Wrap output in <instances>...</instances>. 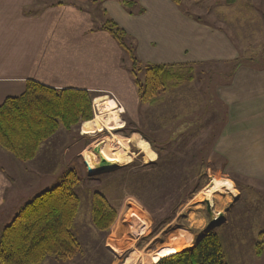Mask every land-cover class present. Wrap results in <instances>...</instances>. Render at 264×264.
<instances>
[{"label":"rangeland","instance_id":"374dc122","mask_svg":"<svg viewBox=\"0 0 264 264\" xmlns=\"http://www.w3.org/2000/svg\"><path fill=\"white\" fill-rule=\"evenodd\" d=\"M83 5L79 8L88 21L63 26V37L45 52L55 58L50 67L60 68L54 70L62 75L54 78L57 82L92 88L88 91L92 120L101 115L95 100L102 99L103 104L106 97L122 108L120 123L98 125L89 134H83L82 125L92 120L69 130L60 127L27 162L0 148L5 157L1 162L9 165L4 167L7 172L0 179V190L4 184L11 199L20 201L0 205V213L6 212L1 215L0 233L28 201L71 171L79 198L71 230L79 252L66 261L49 257L41 264H154L149 256L167 247L171 237L177 248L163 255L191 247L208 229L217 234L226 264H264V183L242 177L238 163L216 157L214 150L227 121L217 88L230 82L235 64H264V7L249 12L247 6L236 7L227 0H182L180 9L194 20L226 32L232 40L239 37L242 54L229 61L170 64L172 80L148 103L139 99L128 52L102 28L106 17L98 4ZM50 38L51 43L53 33ZM125 41L139 59L137 67L144 65L137 41L132 37ZM57 43L63 49L59 54ZM136 76L143 79V67ZM98 143L112 163L102 172L93 170L86 155ZM139 143L148 146L147 151ZM119 158L124 160L117 162ZM214 178L233 183L227 181L225 188L207 199L209 214L205 189ZM95 192L116 210V220L107 231L96 230L91 222ZM219 214L220 219L211 220V215L217 219ZM257 243L262 248L259 257Z\"/></svg>","mask_w":264,"mask_h":264},{"label":"crops","instance_id":"0c3cea01","mask_svg":"<svg viewBox=\"0 0 264 264\" xmlns=\"http://www.w3.org/2000/svg\"><path fill=\"white\" fill-rule=\"evenodd\" d=\"M123 1L126 0H0V105L7 97L21 95L27 80L54 88L92 91L90 86L57 82L54 78L62 75L54 70L59 72L60 68L50 67L49 61L55 58L45 52L63 37V26L70 21H88L79 5L84 7L89 2L98 4L102 16L121 28L126 38L137 41L142 63L185 64L241 57L239 37L232 40L226 32L199 23L172 0H134L130 8ZM239 4L247 6L249 12H259L264 0H234L230 5ZM52 33L54 40L50 43ZM56 51H63L62 44L57 43ZM231 72L230 82L217 88L218 98L226 106L227 121L214 148L215 156L238 163L242 177L264 183V64H241ZM67 79L72 80L69 76ZM1 158H5L2 152L0 179H4V167L9 169V165L3 164ZM3 185L0 205L14 204L16 200L11 199ZM5 213H0V221Z\"/></svg>","mask_w":264,"mask_h":264},{"label":"trees","instance_id":"16d2710c","mask_svg":"<svg viewBox=\"0 0 264 264\" xmlns=\"http://www.w3.org/2000/svg\"><path fill=\"white\" fill-rule=\"evenodd\" d=\"M172 2L181 8L182 0ZM122 4L130 8L135 1L126 0ZM102 28L128 52L139 99L153 102L173 78L170 64L143 63L140 80L136 75L141 67H137L133 47L125 41L126 33L109 19ZM91 99L84 89L54 88L27 80L21 95L7 97L0 105V148L20 162L32 160L40 145L60 127L69 130L92 120ZM76 181L73 173L67 172L63 181L35 195L3 227L0 264H40L46 257L66 261L78 254L80 246L71 230L79 208V198L73 191ZM116 216V210L101 193L92 194L91 222L96 230L107 231ZM255 252L257 257L261 256L260 243L255 245ZM154 264H226V261L217 234L208 229L191 247L162 255Z\"/></svg>","mask_w":264,"mask_h":264},{"label":"bare ground","instance_id":"6f19581e","mask_svg":"<svg viewBox=\"0 0 264 264\" xmlns=\"http://www.w3.org/2000/svg\"><path fill=\"white\" fill-rule=\"evenodd\" d=\"M104 98H105V102L103 104L101 103V100L102 99H99L98 98V99L95 100L94 103L96 105L98 104V106H99L98 107L99 114H101V115L95 117V119L92 120L91 122L84 123L82 125V132H83V134H89V133L95 132L96 129H97V127H98V125L105 126V123L106 124H109L111 122L116 123V124H119L120 123V119H119L118 113H121L122 112V108L117 107L115 105V103L113 102V100H111L109 98H106V97H104ZM110 115H112V116H110ZM139 145L143 149V151H147L148 146L144 145L143 143H139ZM96 147H99L100 148V153L99 154L93 153L94 152L93 150ZM86 155L89 157V159L91 161V166L93 167V170L94 171L96 170V164L95 163L97 161H99L100 157L105 158L106 160L109 161V158L105 155V149H103V144H99V143L96 144L94 147H92L90 150H88V152L86 153ZM123 160L124 159L119 158L116 161L118 162V161H123ZM226 185H227V181H221V180H219L217 178H214L212 180V183L210 184V187H208L207 190L205 189V193L207 194L206 199L209 200V197H211L212 194H214L215 192H217V190L220 189V188H225ZM173 239H174V237H171L169 239V241H171V242L168 244L167 247L164 246V248L158 249V250L154 251L153 253H151V255L149 257H150V261L152 263L157 258H159L161 255L165 254V250L166 251H171V250H175L177 248V242H175Z\"/></svg>","mask_w":264,"mask_h":264},{"label":"water","instance_id":"95a60500","mask_svg":"<svg viewBox=\"0 0 264 264\" xmlns=\"http://www.w3.org/2000/svg\"><path fill=\"white\" fill-rule=\"evenodd\" d=\"M94 152L99 154L100 153V148L99 147L94 148ZM111 167H112V163L111 162H109L105 158L100 157L99 163L96 165V171L102 172V171H105L106 169L111 168ZM205 204H206L207 212L209 214H211V211H210V207L211 206H210V203H209V201L207 199L205 200ZM221 217H222V215L219 214L217 219H214V217H212V215H211V220L215 221V220L220 219Z\"/></svg>","mask_w":264,"mask_h":264}]
</instances>
